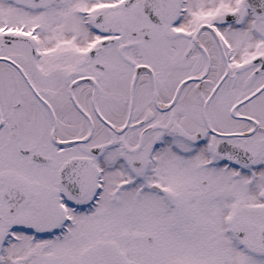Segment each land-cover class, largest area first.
Wrapping results in <instances>:
<instances>
[{
    "label": "snow or ice",
    "instance_id": "6c2138e0",
    "mask_svg": "<svg viewBox=\"0 0 264 264\" xmlns=\"http://www.w3.org/2000/svg\"><path fill=\"white\" fill-rule=\"evenodd\" d=\"M0 264H264V0H0Z\"/></svg>",
    "mask_w": 264,
    "mask_h": 264
}]
</instances>
